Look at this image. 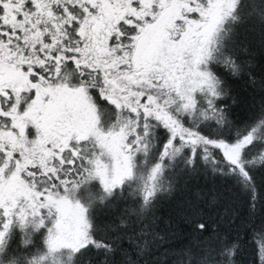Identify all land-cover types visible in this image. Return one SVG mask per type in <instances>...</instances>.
Here are the masks:
<instances>
[{"label":"snow or ice","instance_id":"snow-or-ice-1","mask_svg":"<svg viewBox=\"0 0 264 264\" xmlns=\"http://www.w3.org/2000/svg\"><path fill=\"white\" fill-rule=\"evenodd\" d=\"M256 41L264 0H0V264H264ZM233 81L261 97L243 122ZM201 169L248 217L173 246L156 201Z\"/></svg>","mask_w":264,"mask_h":264},{"label":"trees","instance_id":"trees-1","mask_svg":"<svg viewBox=\"0 0 264 264\" xmlns=\"http://www.w3.org/2000/svg\"><path fill=\"white\" fill-rule=\"evenodd\" d=\"M255 71L257 78L264 75V55L261 54L256 41ZM232 86L235 93L241 97V104L234 106V118L238 121L249 116L253 103L256 105L260 101V93L257 89L245 87L244 81H233ZM264 173L258 172L259 180ZM226 181L218 177H212L210 173H205L201 169L197 173L183 175L179 178L175 190L170 194H162L156 201L155 215L161 219L160 229L166 231L164 221L171 219L175 226L176 235L169 240L175 246L177 243L189 244L190 242L213 243L216 231L221 235H235V229L248 217V207L245 201L235 191H229ZM213 193L217 194L215 203H210ZM199 194V198H197ZM191 207L200 211V219L209 225L207 232L193 237L190 234L189 226L182 218L183 213H187ZM251 257L247 252L241 251L237 257V264H250Z\"/></svg>","mask_w":264,"mask_h":264}]
</instances>
